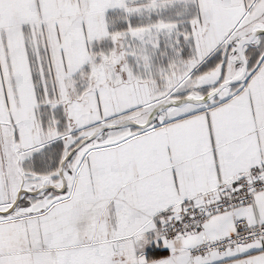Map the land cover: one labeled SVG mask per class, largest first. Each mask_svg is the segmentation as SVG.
I'll use <instances>...</instances> for the list:
<instances>
[{"label": "snow or ice", "instance_id": "1", "mask_svg": "<svg viewBox=\"0 0 264 264\" xmlns=\"http://www.w3.org/2000/svg\"><path fill=\"white\" fill-rule=\"evenodd\" d=\"M0 264H264V0H0Z\"/></svg>", "mask_w": 264, "mask_h": 264}]
</instances>
